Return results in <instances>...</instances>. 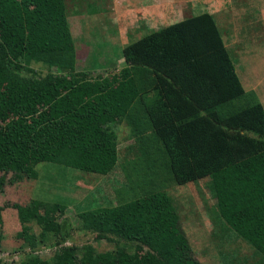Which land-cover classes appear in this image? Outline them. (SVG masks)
I'll use <instances>...</instances> for the list:
<instances>
[{"label": "trees", "instance_id": "obj_1", "mask_svg": "<svg viewBox=\"0 0 264 264\" xmlns=\"http://www.w3.org/2000/svg\"><path fill=\"white\" fill-rule=\"evenodd\" d=\"M94 1L89 14L103 10ZM69 16L66 0H0V85L11 91L0 93V172L38 179L37 165L54 163L102 175L114 194L97 207L65 189L62 200L18 204L31 251L15 264H204L168 191L185 184L200 191L207 222L254 258L232 264H264V104L237 70L234 35L203 12L114 48L98 42L93 65L109 72L94 75L78 68ZM125 17L124 33L143 32L145 17ZM34 63L49 72L23 77ZM120 124L131 130L125 147ZM118 169L122 179L110 177ZM71 205L78 229L115 246L66 245ZM44 245L58 250L43 258L35 252Z\"/></svg>", "mask_w": 264, "mask_h": 264}, {"label": "rangeland", "instance_id": "obj_2", "mask_svg": "<svg viewBox=\"0 0 264 264\" xmlns=\"http://www.w3.org/2000/svg\"><path fill=\"white\" fill-rule=\"evenodd\" d=\"M97 1L103 10L89 14L90 11L86 12L87 8L93 11L98 8L94 0H66L70 15L68 19L70 29L75 36L79 50L77 53L78 68L91 70L94 75L109 72L107 67L103 68L106 65L102 62H100V65H93L92 53L97 50L95 45L98 42H101V45L108 44L111 48H114L116 45L120 46L123 42L126 43L134 38H140L151 32L155 27H164L203 12H210L216 15L219 27L223 29L226 35H231L232 30H229L231 25L234 35L238 31L248 32L247 37L250 38L244 44L245 54L240 61L243 68H237V70L245 86L255 89L264 104V0ZM127 14L129 18L145 17L142 20L143 32H135L137 37L130 38V35L124 33L126 28L122 29L120 25L121 22L122 25H125ZM253 26H256V28ZM85 43H90V47ZM247 47L249 52L246 53ZM255 47L258 50L255 51ZM233 57L235 58V55ZM31 68L32 71L22 72L23 77H41L49 72L47 67L41 63H34ZM53 71H56V69H53ZM1 92L6 93V97L8 96L7 93H11L4 85H0ZM1 124L5 125L6 122L1 121ZM119 128V147H125L131 142L129 139L131 130L125 124H120ZM37 170L39 171L38 179L29 178L27 175L16 179V173L12 171L8 173L0 172V176L5 174L6 177L5 184L0 190V210L3 220L0 226V234L3 235L0 238L1 264L18 263L31 251V246L19 236L23 225H21L17 210L18 204L28 205L34 197L51 201L62 200L57 196L65 189L68 192L65 194L77 202L81 200H84L82 203L87 201L86 204L94 202V207H97L102 205L107 197L114 194L110 182L105 181V178L99 174L86 173L72 168H61L59 164L48 162L37 165ZM117 171L111 174L110 177L119 178L121 176L122 179L121 169ZM36 191L38 192L36 193ZM168 191L179 207L181 227L187 234L197 259L204 264H226L223 255L219 254V252H222L226 253L231 264L233 262L238 263L237 260L241 258L254 260L253 257L248 255L250 251L246 246L240 249V245L233 241L231 236L221 235V231L218 229L219 222L214 223L213 220L207 222L203 217L204 213L198 208L201 203V196L197 186L193 184L176 185L169 188ZM94 199L96 200L93 201ZM69 210L71 212L67 211L65 216L75 222L76 230L72 239L65 243L66 245L93 243L103 252L115 246L106 240H94L95 234L78 229L74 205L69 206ZM32 226L37 233L40 231L38 225L32 224ZM57 250L55 247L44 245L36 248L35 253L43 258H50Z\"/></svg>", "mask_w": 264, "mask_h": 264}, {"label": "crops", "instance_id": "obj_3", "mask_svg": "<svg viewBox=\"0 0 264 264\" xmlns=\"http://www.w3.org/2000/svg\"><path fill=\"white\" fill-rule=\"evenodd\" d=\"M215 15V14H214ZM215 17H216V15H215ZM217 20V19H216ZM218 22V21H217ZM254 28H256V26H253ZM252 28V27H251ZM229 30H232V35H234V30H233V27H232V25H231V27L229 28ZM248 32H244V31H238V33H236V35H234V39H233V42L232 43H237V44H239V45H243L244 46V44L245 43H247L248 42ZM245 39H246V41H245ZM239 41H241L242 43H240ZM256 45V44H255ZM255 45H251V46H255ZM243 46H241L240 48H242ZM245 46H244V48H242L241 49V51H240V59H242V57H243V55L245 54ZM251 49L253 50V48L251 47ZM255 51L256 50H258L257 49V47H255V49H254ZM247 52H249V48L247 47V49H246V53Z\"/></svg>", "mask_w": 264, "mask_h": 264}]
</instances>
